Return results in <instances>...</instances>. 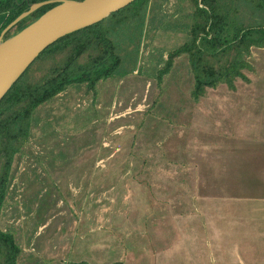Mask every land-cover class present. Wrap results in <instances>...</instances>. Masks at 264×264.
<instances>
[{
    "label": "rangeland",
    "instance_id": "374dc122",
    "mask_svg": "<svg viewBox=\"0 0 264 264\" xmlns=\"http://www.w3.org/2000/svg\"><path fill=\"white\" fill-rule=\"evenodd\" d=\"M237 10L264 27L261 10ZM194 11L151 0L135 70L36 110L0 219L18 264H193L208 242L217 259L237 254L227 264H264V47L245 56L249 80L195 102L188 54L159 76L172 51L199 44Z\"/></svg>",
    "mask_w": 264,
    "mask_h": 264
},
{
    "label": "trees",
    "instance_id": "16d2710c",
    "mask_svg": "<svg viewBox=\"0 0 264 264\" xmlns=\"http://www.w3.org/2000/svg\"><path fill=\"white\" fill-rule=\"evenodd\" d=\"M44 1L48 0H1L0 17H5L1 30L28 11L32 4ZM150 1L136 0L102 22L55 42L1 100L0 219L10 171L16 155L30 138L31 120L36 110L73 85H87L94 91L101 81L127 76L135 70ZM190 1L195 7L191 35L199 44L172 51L159 76L169 74L175 59L188 54L195 82L191 95L199 102L209 89H216L221 83L235 90L236 79L249 80L244 73L250 68L245 56L252 47H264V27L240 22L237 6L244 4L249 10L256 8L264 13V0ZM56 5L36 10L10 29L4 38L19 33ZM119 30L125 37L121 43L114 39ZM20 253L14 236L0 229V264H18Z\"/></svg>",
    "mask_w": 264,
    "mask_h": 264
},
{
    "label": "water",
    "instance_id": "95a60500",
    "mask_svg": "<svg viewBox=\"0 0 264 264\" xmlns=\"http://www.w3.org/2000/svg\"><path fill=\"white\" fill-rule=\"evenodd\" d=\"M136 0H48L35 3L0 37V102L30 65L60 39L93 26ZM57 3L38 20L5 39V34L36 10Z\"/></svg>",
    "mask_w": 264,
    "mask_h": 264
},
{
    "label": "crops",
    "instance_id": "0c3cea01",
    "mask_svg": "<svg viewBox=\"0 0 264 264\" xmlns=\"http://www.w3.org/2000/svg\"><path fill=\"white\" fill-rule=\"evenodd\" d=\"M1 1V0H0ZM2 18H5V17H2ZM4 19H1L0 21H3ZM212 243L208 242L207 245H206V248H207V251L206 254H204L205 256H207L208 258H203V259H197L196 256L198 255H195L193 258H194V263L193 264H227L226 262L228 260H234L236 258V253L235 252H232L231 255L229 257H226L227 256V251L225 252V259L224 258H221V259H217L216 256H215V252H214V248L213 246L211 245ZM228 246H230V248H234V246H232L231 244H227ZM203 256V255H202ZM189 258L190 257H187L186 255L184 256V258H181L180 261L181 264H190L189 263ZM236 264V263H235Z\"/></svg>",
    "mask_w": 264,
    "mask_h": 264
}]
</instances>
